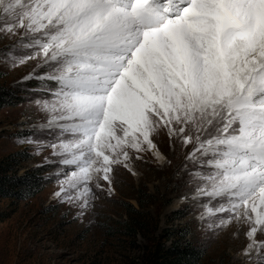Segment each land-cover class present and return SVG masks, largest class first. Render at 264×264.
I'll use <instances>...</instances> for the list:
<instances>
[{"label": "snow or ice", "instance_id": "1", "mask_svg": "<svg viewBox=\"0 0 264 264\" xmlns=\"http://www.w3.org/2000/svg\"><path fill=\"white\" fill-rule=\"evenodd\" d=\"M0 32L48 69L25 79L47 82L55 196L84 208L130 152L165 160L164 128L191 147L194 198L218 226L247 224L244 253L264 264V0H0Z\"/></svg>", "mask_w": 264, "mask_h": 264}, {"label": "rangeland", "instance_id": "2", "mask_svg": "<svg viewBox=\"0 0 264 264\" xmlns=\"http://www.w3.org/2000/svg\"><path fill=\"white\" fill-rule=\"evenodd\" d=\"M33 51L0 32V264H147L186 239L205 250L199 264H256L244 253L249 226L236 219L218 226L220 216L206 213L207 198H194L197 185L185 168L191 147L170 139L167 129L153 137L165 160L130 152L128 168L114 167L111 193L100 180L103 190L93 188L87 207L55 196L64 179L62 157L54 155L56 133L41 128L48 114L36 103L47 82L25 79L34 59L20 63ZM30 174L43 185L33 196L20 180ZM256 238L264 240V233Z\"/></svg>", "mask_w": 264, "mask_h": 264}, {"label": "trees", "instance_id": "3", "mask_svg": "<svg viewBox=\"0 0 264 264\" xmlns=\"http://www.w3.org/2000/svg\"><path fill=\"white\" fill-rule=\"evenodd\" d=\"M27 176L20 180L22 183H26L29 189L28 196H33L41 191L43 185L37 175L30 174ZM204 256L205 250L193 246L186 239L184 242L174 243L169 247H164L163 250L157 251L147 264H199Z\"/></svg>", "mask_w": 264, "mask_h": 264}, {"label": "bare ground", "instance_id": "4", "mask_svg": "<svg viewBox=\"0 0 264 264\" xmlns=\"http://www.w3.org/2000/svg\"><path fill=\"white\" fill-rule=\"evenodd\" d=\"M35 59H36V60H35ZM35 59H34V61H32L31 63H29V65L26 67V70H25V71H26L27 73H30V74H31L32 72H33V73H37V72L45 71L44 66H42V67H38V65H41V64H40L41 61H39L37 58H35ZM27 63H28V61L25 62V65H27ZM25 65H24V66H25ZM24 66H23V67H24ZM46 68H47V67H46ZM26 72H25L24 74H27ZM254 215H255V214L253 213V216H254Z\"/></svg>", "mask_w": 264, "mask_h": 264}]
</instances>
